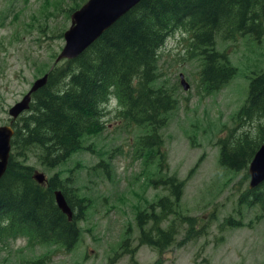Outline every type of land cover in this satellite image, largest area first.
Returning a JSON list of instances; mask_svg holds the SVG:
<instances>
[{"label":"rangeland","instance_id":"1","mask_svg":"<svg viewBox=\"0 0 264 264\" xmlns=\"http://www.w3.org/2000/svg\"><path fill=\"white\" fill-rule=\"evenodd\" d=\"M87 1L0 0V126L10 124L11 107L33 83L63 62L56 60L71 15ZM251 3L242 12L247 16L249 11L248 18L255 15L258 23L262 16L264 27V8L257 10L262 4ZM228 5L239 10V4ZM168 39L156 83H166L177 106L160 131L164 169L158 150L141 146L148 129L120 119L118 109L105 108L102 126L84 135L83 146L55 167L47 168L39 160L43 150L32 148L29 159L35 169L49 179L58 174L75 198L83 200L80 239L69 250L63 244L31 246L22 236L0 251V264H32L40 259L42 264H264V185L251 189L248 167L235 172L220 163L222 136L241 125L238 115L251 80L264 70V32L261 41L250 35L237 39L218 35L217 49L228 51L238 72L211 94L201 81L202 52L207 48H193L187 31L178 30ZM181 73L189 90L183 87ZM258 104L264 106V100ZM246 118H241L245 119L242 136L251 133L254 144L264 116ZM223 124L229 129L223 130ZM151 153L154 156L148 160ZM173 176L186 183L179 201L169 183L158 182ZM165 197L174 203L175 214L146 225L148 231L156 225L163 232H174L173 243L160 252L141 241L138 215L145 209L151 212L150 205ZM188 216L195 218V227L183 222ZM191 228L194 234L187 235Z\"/></svg>","mask_w":264,"mask_h":264},{"label":"trees","instance_id":"2","mask_svg":"<svg viewBox=\"0 0 264 264\" xmlns=\"http://www.w3.org/2000/svg\"><path fill=\"white\" fill-rule=\"evenodd\" d=\"M252 1L257 6L262 4L257 10L264 8V0H141L77 58L56 63L47 72L46 85L35 92L30 109L13 125L12 153L0 179V251L20 236H26L31 246L63 244L70 250L78 243L81 234L78 223L85 217L86 209L83 200L75 198L58 174L40 184L34 178L36 167L30 163L29 153L32 148L40 147L43 154L39 160L47 168L67 160L83 146L84 135L102 126L105 108L100 105L107 104L110 96L118 99L120 119L148 129V134L141 137V146L151 152L157 149L164 169L165 148L160 131L177 106L166 83H156L160 76L159 60L168 38L178 30L187 31L193 48L208 49L202 52L205 57L201 81L208 94L217 92L238 72L228 51L217 49L218 35L223 34L225 39L255 35L261 41L262 16L258 23L255 15L248 18L249 11L247 16L242 12ZM229 3L239 4V10L233 11ZM263 100L264 70L251 80L246 104L238 115L241 125L229 129L223 124V130L229 129L221 140L223 167L244 171L264 143L263 125H258L259 139L254 144L251 133L242 136L241 132L245 122L241 118L264 116V106L258 104ZM64 110L66 113L62 114ZM150 155L148 160L154 156ZM158 182L169 183L175 200H180L185 182L175 176L169 180L159 178ZM57 189L63 191L73 210L72 220L57 205ZM173 204L165 197L156 206L150 205L151 212L145 209L138 215L141 241L160 252L173 243L174 232H163L156 225L148 231L146 225L175 214ZM157 207L161 208L160 215ZM183 222L196 226L192 216L185 217ZM194 232L191 228L187 235Z\"/></svg>","mask_w":264,"mask_h":264},{"label":"water","instance_id":"3","mask_svg":"<svg viewBox=\"0 0 264 264\" xmlns=\"http://www.w3.org/2000/svg\"><path fill=\"white\" fill-rule=\"evenodd\" d=\"M141 0H88L71 15V26L64 33L65 45L57 57V62L63 59H74L81 55L103 32L109 29L124 14L135 7ZM49 74L38 78L24 98L10 109V114L17 118L31 107L33 94L46 85ZM185 88L189 85L185 83ZM15 129L11 125L0 126V179L5 174L12 150V138ZM249 172L251 175L250 187L254 188L264 181V144L253 158ZM34 178L45 184L46 175L37 170ZM55 200L59 208L69 218H73V210L62 190H55Z\"/></svg>","mask_w":264,"mask_h":264},{"label":"clouds","instance_id":"4","mask_svg":"<svg viewBox=\"0 0 264 264\" xmlns=\"http://www.w3.org/2000/svg\"><path fill=\"white\" fill-rule=\"evenodd\" d=\"M110 91H111V89H110ZM118 103L119 102H118L117 98H115L114 96H110L108 103L100 105V107L107 108L109 112H112L113 109H117L118 108ZM252 138H254V136Z\"/></svg>","mask_w":264,"mask_h":264},{"label":"bare ground","instance_id":"5","mask_svg":"<svg viewBox=\"0 0 264 264\" xmlns=\"http://www.w3.org/2000/svg\"><path fill=\"white\" fill-rule=\"evenodd\" d=\"M263 184H264V181H263L262 183L260 182L259 184H257L256 187L259 188V187H261Z\"/></svg>","mask_w":264,"mask_h":264}]
</instances>
